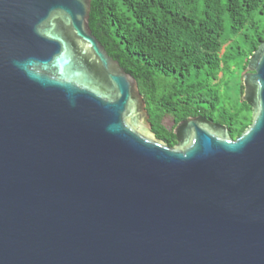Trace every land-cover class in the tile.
Masks as SVG:
<instances>
[{"label": "water", "instance_id": "95a60500", "mask_svg": "<svg viewBox=\"0 0 264 264\" xmlns=\"http://www.w3.org/2000/svg\"><path fill=\"white\" fill-rule=\"evenodd\" d=\"M92 0H0V264H264V41L237 137L152 130Z\"/></svg>", "mask_w": 264, "mask_h": 264}, {"label": "trees", "instance_id": "16d2710c", "mask_svg": "<svg viewBox=\"0 0 264 264\" xmlns=\"http://www.w3.org/2000/svg\"><path fill=\"white\" fill-rule=\"evenodd\" d=\"M89 27L136 79L159 137L164 116L177 123L200 115L233 139L250 124L242 77L264 41V0H92ZM231 63L240 74L234 95ZM164 139L175 143L171 133Z\"/></svg>", "mask_w": 264, "mask_h": 264}, {"label": "flooded vegetation", "instance_id": "af4514ba", "mask_svg": "<svg viewBox=\"0 0 264 264\" xmlns=\"http://www.w3.org/2000/svg\"><path fill=\"white\" fill-rule=\"evenodd\" d=\"M198 116H200V115H198ZM193 117H195V116H193ZM187 118H189V117H187ZM186 118V119H187ZM186 119H184V120H186ZM209 120V119H208ZM181 121H183V120H181ZM210 121H212V120H210ZM180 121H178L177 123H175V121H174V119L171 117V116H164L162 119H161V124H162V126H164V128L166 129V132L167 133H161V134H159V135H161L162 136V138L161 137H159L157 134H156V132H154L155 133V135H156V137L158 138V139H161L162 141H164L169 147H172V146H174L175 144H176V136H175V134H174V128H175V126L179 123ZM212 122H214V121H212ZM214 123H217V122H214ZM168 133H171V134H173V136H174V139H175V143L174 144H172V145H169L167 142H166V140L164 139V137L166 138L167 137V135H168Z\"/></svg>", "mask_w": 264, "mask_h": 264}, {"label": "rangeland", "instance_id": "374dc122", "mask_svg": "<svg viewBox=\"0 0 264 264\" xmlns=\"http://www.w3.org/2000/svg\"><path fill=\"white\" fill-rule=\"evenodd\" d=\"M225 47H226V44L223 46L222 52L224 51ZM238 72L239 71H238V67L236 66V64L231 63V71L226 74V78L229 79V81L231 82V86H232L231 93L233 95L235 94L234 84L238 81V78L240 75ZM219 76H221V74Z\"/></svg>", "mask_w": 264, "mask_h": 264}]
</instances>
